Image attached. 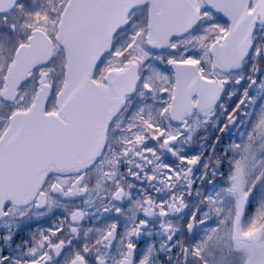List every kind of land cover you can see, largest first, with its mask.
Instances as JSON below:
<instances>
[{
	"label": "snow or ice",
	"instance_id": "snow-or-ice-1",
	"mask_svg": "<svg viewBox=\"0 0 264 264\" xmlns=\"http://www.w3.org/2000/svg\"><path fill=\"white\" fill-rule=\"evenodd\" d=\"M0 264H264V0H0Z\"/></svg>",
	"mask_w": 264,
	"mask_h": 264
}]
</instances>
